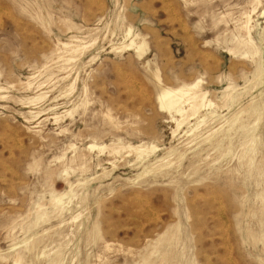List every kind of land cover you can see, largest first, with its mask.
<instances>
[{"label":"rangeland","instance_id":"obj_1","mask_svg":"<svg viewBox=\"0 0 264 264\" xmlns=\"http://www.w3.org/2000/svg\"><path fill=\"white\" fill-rule=\"evenodd\" d=\"M196 83L178 126L158 96ZM160 248L264 264V0H0V264Z\"/></svg>","mask_w":264,"mask_h":264},{"label":"bare ground","instance_id":"obj_2","mask_svg":"<svg viewBox=\"0 0 264 264\" xmlns=\"http://www.w3.org/2000/svg\"><path fill=\"white\" fill-rule=\"evenodd\" d=\"M249 22V21H248ZM249 24V23H247ZM249 29V27H248ZM130 32V31H129ZM129 34V33H128ZM130 36V35H129ZM249 43L252 46V49L254 50V53L257 54L258 52V48L255 46L254 44V40L251 36V34H249ZM134 42V41H133ZM135 45V44H134ZM62 46V45H61ZM130 46V45H129ZM133 46V45H132ZM64 49L66 50V53L71 54V57L69 59H67L68 62H73L76 58V54L81 50L80 45H71V44H64L63 45ZM143 47V46H142ZM142 47H137L138 50H142ZM122 48V47H120ZM86 49V48H85ZM118 49V48H116ZM83 50V49H82ZM116 51V50H115ZM84 53V52H83ZM140 53V52H139ZM138 53V54H139ZM142 53V52H141ZM235 54V53H234ZM141 56V54H139ZM245 57H247L246 55H248V53L245 52ZM198 82V81H197ZM200 84V83H199ZM186 87V86H185ZM200 87V86H199ZM197 89V90H196ZM198 91V84H192L187 86L186 88H180V89H176V90H171V89H163L162 92L159 94L158 96V100H159V104L160 107L163 111H174L175 114L180 115L181 120L178 123V126L182 125V123H184L186 120H188L190 117H196L197 115H199V113L201 114L200 110L204 107L207 108V106L205 105V99H206V94L205 93H200L197 92ZM188 103L189 104V110L186 111L184 108V104ZM210 103V102H209ZM208 103V104H209ZM187 106V105H186ZM211 106L210 104L208 105V107ZM205 109V108H204ZM209 109V108H208ZM203 111V109H202ZM190 112V113H189ZM262 112V111H261ZM70 113V112H69ZM72 113V112H71ZM258 114L260 113V109H258ZM174 119V118H172ZM204 119V118H203ZM206 119V118H205ZM177 122V121H174ZM205 122V120L202 121V123ZM184 126V125H183ZM200 128V127H199ZM222 128H219L213 132H211L210 135L206 136L207 141H212L213 139H215V137L219 134V132H221ZM180 130V129H179ZM194 134L196 130H193ZM176 132V131H175ZM174 132V133H175ZM197 132V131H196ZM187 133V132H186ZM185 133V134H186ZM225 136H230L229 132L227 131L226 133H224ZM223 135V136H224ZM210 146H213L210 145ZM94 146L91 147V149H93ZM131 148V147H130ZM105 149V148H104ZM103 149V150H104ZM114 149V148H113ZM132 151H135L137 153L138 158H140L143 154H148L145 150H142L141 147H136V148H131ZM155 150V149H153ZM117 155V154H116ZM162 171V170H161ZM162 172H159V174ZM164 176L167 175V171H164ZM70 196V195H69ZM180 234L177 237L176 233H173L171 235L170 238L168 239H164L162 240V243L167 242L169 244V246H173L175 244L176 239H179ZM183 238V237H182ZM161 238H159L158 241H160ZM187 240V239H186ZM182 241V240H181ZM160 247V246H159ZM158 247V248H159ZM161 249H157L155 251H153V254L155 255L154 259H146L144 260L146 263L145 264H152L154 262H159V264H162V262H167V257L165 255H163L161 253ZM176 251V250H175ZM184 253V252H183ZM152 255V254H151ZM180 255V254H179ZM20 257V256H18ZM178 257V256H177ZM184 257V256H183ZM182 257V258H183ZM179 258V257H178ZM181 258V257H180ZM16 264H18V260L16 259Z\"/></svg>","mask_w":264,"mask_h":264}]
</instances>
